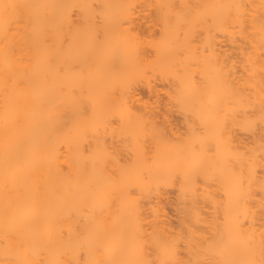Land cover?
<instances>
[{"label":"bare ground","instance_id":"obj_1","mask_svg":"<svg viewBox=\"0 0 264 264\" xmlns=\"http://www.w3.org/2000/svg\"><path fill=\"white\" fill-rule=\"evenodd\" d=\"M0 264H264V0H0Z\"/></svg>","mask_w":264,"mask_h":264},{"label":"rangeland","instance_id":"obj_2","mask_svg":"<svg viewBox=\"0 0 264 264\" xmlns=\"http://www.w3.org/2000/svg\"><path fill=\"white\" fill-rule=\"evenodd\" d=\"M140 92H141V94L144 97H146V98L149 97V93H148V91L146 89L142 88L140 90ZM165 104H166V96L163 94L162 97L160 98V106H159L160 108L159 109H161V108L164 109L165 108ZM174 119L176 120L175 122L180 123V117L177 116V117H174ZM170 197H171V200H174V195L173 194H171ZM172 213L175 214V212L173 210H172ZM174 214H172L171 216H174ZM172 218H174V217H172Z\"/></svg>","mask_w":264,"mask_h":264}]
</instances>
